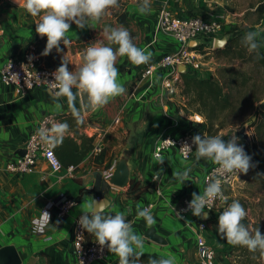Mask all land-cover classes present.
I'll return each instance as SVG.
<instances>
[{
  "label": "crops",
  "instance_id": "crops-1",
  "mask_svg": "<svg viewBox=\"0 0 264 264\" xmlns=\"http://www.w3.org/2000/svg\"><path fill=\"white\" fill-rule=\"evenodd\" d=\"M126 1V24H131L135 32L134 36H131L133 43L150 52L151 57H158L176 46L170 35H161L157 31L158 10L155 4L148 2V10L141 12L142 0ZM186 1L179 6L182 15H190V9L198 13L201 10L199 14L203 15L216 12L215 6L219 3V0ZM102 17H109L111 26L97 24V18L89 19L88 25L83 29L72 22L66 33L68 43L64 45L63 41L60 42L62 51L57 52L56 48H53L49 54L44 55L42 53L47 37H40L35 31L39 16H32L25 8L18 6L16 0H1L0 74L7 57L20 55L31 45L36 46L44 66L56 69L64 57L69 70H75L83 63L84 49L89 43L102 38L106 28L110 30L112 27H124L128 30L113 14L108 12ZM105 43L108 42L105 40ZM111 46L118 47L114 43ZM146 62L136 65L126 55L118 56V80L123 84L125 91L110 97L106 104L97 105L89 114L84 112L80 90L75 87L74 96L70 101L67 96L54 98L49 89L44 87L21 94L0 79V248L15 245L21 264H77L73 246L75 221L83 214L81 205H88L96 200V196L93 193L85 194L81 200H77L69 214L61 219H53L43 233L35 230L34 219L41 214L48 201L62 195L75 197L82 187L91 189L98 174H102L105 167L116 164L121 155L120 153L117 156L116 152L118 148L123 150V138L128 134L127 128H138V124L134 122L148 116L149 111L154 114L160 107L163 108H160L163 114L154 115L150 131L144 132L143 137L140 134L142 138H135L136 136L129 132L131 136L127 142L130 146L132 179H139L145 185V191L138 199H133L128 196L127 188L111 185L105 196L111 199V204L104 210V214L122 212L133 230L144 240L143 253L163 258L174 256L176 264H198L196 254L197 263L190 261L189 249L193 247L195 253V234L202 216L191 213L183 218L176 210L182 197L203 191L204 175L212 160L206 158L200 161L201 158L197 159L196 156L184 160L176 149L166 151L161 157L153 154V147L159 135L178 130L169 127L172 122L169 116L174 115V106L169 104L168 97L164 95L161 75L156 74L153 77L151 87L148 85L150 79L141 77L140 72ZM176 102L182 107L187 106L186 100L177 99ZM73 109L78 110L79 114ZM195 112L197 111L191 110L188 114ZM178 113L180 115V110ZM50 114L57 116L58 123L67 124L62 134L55 135L56 151L66 148L70 153V156L64 159V170L53 172L49 163L40 158L31 172L20 175L8 171L7 163L18 156L19 151L26 150L32 129L40 119ZM185 124L183 121L181 125ZM97 125L103 128H98ZM103 134L102 141L100 137ZM69 138L76 141L78 147L74 146ZM91 138L94 146L101 142L103 153L98 159L91 158L93 147L80 158L79 152L82 153L84 149L83 140L88 141ZM69 164H75L72 173L67 170ZM184 170L189 171L187 180L181 181L173 175L174 172ZM100 179L103 183L102 176ZM149 203L152 204L149 212L155 219L154 224H147L143 217L137 216V211L144 209ZM217 217L218 213L211 214L207 228L213 225ZM150 227H155L156 232L162 235L167 243L161 244L147 238L145 232ZM86 233L88 239L96 238L93 234L87 231ZM48 236L52 239L47 240ZM117 258L119 257L115 253L110 252L109 259L94 264H110ZM136 259L139 264H148L141 256Z\"/></svg>",
  "mask_w": 264,
  "mask_h": 264
},
{
  "label": "clouds",
  "instance_id": "clouds-1",
  "mask_svg": "<svg viewBox=\"0 0 264 264\" xmlns=\"http://www.w3.org/2000/svg\"><path fill=\"white\" fill-rule=\"evenodd\" d=\"M115 2L116 0H16L18 6L25 8L32 16H39L35 31L47 37L42 53L44 55L49 54L53 48H56L57 52L62 51L60 42L63 41L64 45L68 43L66 33L72 22L83 29L88 25L89 19L102 17L108 6ZM147 10L148 0H143L140 11ZM256 36L257 32L249 31L243 38L250 49L257 47ZM105 40L108 43H105ZM113 43L118 47L113 48L111 46ZM125 55L136 65L148 61L151 57L150 52L133 43L126 28L112 27L110 30L106 28L102 38L89 43L84 49L83 63L75 70H69L68 62L62 57L61 64L51 73L54 79L48 81L49 91L54 98L67 96L71 101L75 87L87 94L91 105H104L110 97L125 91L123 84L118 80L119 70L116 67L117 57ZM73 110L79 114L78 110ZM66 128V123H56L51 131L62 134ZM48 131L44 127L37 130L38 135L44 140L49 138ZM238 139L235 135L225 140L220 135L198 133L192 137V144L196 146L197 159L208 158L217 163L223 172L239 170L246 173L254 165L251 163V155L246 152L242 144L237 143ZM184 146L192 149L189 144ZM173 175L184 181L187 180L189 171L174 172ZM215 198L227 199L223 195L219 179L208 183L203 193H193L188 208L194 215L200 216ZM105 207L104 199L81 205L83 214L79 218V224L88 233L93 234L101 246L107 245L109 251L119 257V264H139L135 257L143 254L144 240L133 230L122 212L105 215ZM246 215L244 206L238 200H233L219 214L218 231L228 243L244 245L249 250L260 249L264 252V234L259 228L254 234L249 231L242 223ZM137 216L143 217L147 224L155 223L153 215L147 208L139 209ZM149 264H176V258L174 256L152 258Z\"/></svg>",
  "mask_w": 264,
  "mask_h": 264
},
{
  "label": "built area",
  "instance_id": "built-area-1",
  "mask_svg": "<svg viewBox=\"0 0 264 264\" xmlns=\"http://www.w3.org/2000/svg\"><path fill=\"white\" fill-rule=\"evenodd\" d=\"M184 1L148 0V2L155 4L158 10L157 31H163L170 35L176 42V46L158 57H151V60L146 62V66L140 72L142 78L150 79L148 84L150 87L153 85V77L156 74L161 75L164 95L168 97L169 104L173 106L176 105L177 99H180V101L187 100V97L182 93V73L188 71L197 76H201L204 73V67L214 59V41L228 32L227 24L229 23V20L224 15L217 12H209L206 15L199 13L182 15L179 11V6ZM199 38L205 40V44L202 46L203 49L191 48L189 45L190 41ZM206 55H211V59L208 61L204 60ZM181 66L185 67L184 72L180 70ZM54 70L55 68L44 66L36 46L31 45L22 54H13L5 59L1 67L0 79L4 84L14 87L19 93L26 94L35 88L44 87L49 89L48 81L54 79L51 75ZM173 113L169 127L176 128L178 132H164L159 135L153 147V154L156 157H161L166 151L176 149L181 158L189 160L193 157L196 147L192 144V137L196 133L191 126L193 123H202L204 117L202 114L195 112L189 113L186 116L187 119L183 120L178 115V111L174 110ZM183 121L186 123L184 126L181 125ZM56 123H58V118L54 114L46 115L40 119L30 132L25 154L18 155L10 160L6 165L7 170L20 175L26 174L34 170L40 158L45 159L49 163L53 172L64 170V166L55 152L56 132L51 131L52 126ZM41 127L49 130V138L47 140L42 139L38 135L37 130ZM97 127L103 128L99 125ZM185 144L191 145L192 149L184 146ZM102 147L103 145L101 144L95 145L92 153L97 156L101 152ZM74 169L75 165L67 167V170L71 173ZM114 170L115 165L104 169L102 171V180L108 182ZM240 175L241 172L239 170H234L230 173L223 172L219 169V165L212 161L204 175L203 191L208 183L214 179H219L223 195L228 199L226 192L235 189ZM154 177L156 178L157 175ZM96 199H102V197L96 195ZM191 199L192 196H184L180 200V205L176 210L180 217L185 218L192 213L191 209L188 208V202ZM227 199H213L210 205L206 206L205 211L209 212L210 216L213 213L220 214L225 208L224 203ZM77 202L71 195H62L48 201L41 214L34 219L35 230L40 233L45 232L46 226L53 219L65 217ZM144 208L150 211L152 204L149 203ZM80 216L75 221L73 240L77 264H94L98 261L109 259L110 251L107 245L101 246L96 241V238H87L86 230L78 222ZM206 230L207 220L201 217L195 234V246L199 264H217L216 250L207 241ZM46 239L50 240L52 238L48 236ZM110 264H119V258L111 261Z\"/></svg>",
  "mask_w": 264,
  "mask_h": 264
},
{
  "label": "rangeland",
  "instance_id": "rangeland-1",
  "mask_svg": "<svg viewBox=\"0 0 264 264\" xmlns=\"http://www.w3.org/2000/svg\"><path fill=\"white\" fill-rule=\"evenodd\" d=\"M126 4V0H116L114 4L108 6L105 14L109 12L118 19V16L121 17L123 14H126ZM259 5L263 7V9L260 11L257 10ZM215 8L217 13H221L224 15V17H226V19L229 20V23L227 24V33H233V35L236 36L240 33L245 35L249 31H255L257 32V37L264 40V0H219V3L216 4ZM188 12L191 14L198 13V11H194L193 9H190ZM199 13H201V10H199ZM97 24H107L108 26H111L110 18L99 17L97 18ZM124 25L128 27L130 37L132 35L134 36L135 32L132 25ZM159 33H161V35L167 36V34L163 31H159ZM210 59L211 55H206L204 58L206 61ZM254 60L255 57H251L250 55L241 58L233 56V54H229L227 56L218 54L214 51V59L211 60V62H208V64L204 67V73L201 76H208L211 74L217 75L218 71L222 67L233 66L246 72V74L250 77L253 78L258 76L261 78L259 79L263 81L264 61L261 62L259 58L255 61ZM263 101L264 99L261 102L256 103L255 106L246 105V103H239L237 106V109L239 108L237 114H233L229 117L223 116L224 120L227 121V123L229 122L227 127H219L217 123L212 127L211 131L208 132V135H220L225 140H228L231 139L232 135L236 136L237 129L241 128L244 124H249V122L252 120H256V118H258L260 123L263 125V138H261L260 134L258 133L256 126L248 125V130L252 136V140L254 141L256 138L259 149L263 152V155L257 160L252 159L253 161H251V163L254 166L250 167L248 172H241L239 182L237 183L235 189L228 190L226 192L228 199L224 203V206L227 207L233 200H238L244 206L247 211V215L242 219V223H244L245 226L248 227L249 231L253 234L255 233L256 225L264 227V175H259L264 174V109L260 107V104ZM186 105V107H182L178 105L177 102L176 105H174V110H180V115H178H182L183 120L187 119L186 116L189 115L188 112L191 110H196V105L189 104L188 97L186 100ZM160 108H158L154 114L149 111L150 114H148V116H145L143 119H138L137 122H134L136 125L138 124V128H127L128 134H126L125 138H123V150L121 151V149L118 148V152H116L117 156H119V154L124 150L129 151L130 146L127 142L128 138L131 136L130 133L135 135V138H140L141 136L143 137L144 132L150 131L152 128L151 122L155 118L154 115L157 113L163 114L161 110L163 108ZM169 117L172 120V116ZM102 137L104 138V134L100 137V140ZM261 139H263V145H260L259 143ZM98 144H101V142ZM242 145L248 153V144L245 143ZM95 156L96 155L93 154L91 158ZM193 156H196L195 152ZM203 159L206 158L202 157L200 161ZM107 167H105V169H107ZM205 233L207 241L216 250L217 264H264V252H262V250H249L247 246L236 245L227 242L226 238L223 237L218 231V217L214 221L213 225L211 224V226L207 228ZM192 248L189 249V258L190 261L197 263L195 261V254L197 255V252L195 250L194 253V249Z\"/></svg>",
  "mask_w": 264,
  "mask_h": 264
},
{
  "label": "trees",
  "instance_id": "trees-1",
  "mask_svg": "<svg viewBox=\"0 0 264 264\" xmlns=\"http://www.w3.org/2000/svg\"><path fill=\"white\" fill-rule=\"evenodd\" d=\"M262 9L263 7L260 5L257 8L258 11ZM118 21L122 24H126L127 20L125 14H123L121 17L118 16ZM244 36L245 35H242V33L237 34L236 36H234L232 33V37L230 38L227 45L222 49H215V52L226 56L233 54V56L241 58L250 55L251 57H255V60L259 58L260 61L263 62L264 40L256 36L255 42L257 47L255 49H250L249 46L244 43ZM202 46L203 45H199L196 48L202 50ZM259 78L260 77L258 76L252 78L247 75L246 72L233 66L222 67L218 71L217 75L211 74L208 76H197L188 71L182 73V93L188 97L190 105H196L195 111L200 112L204 116V121L202 123L192 124L191 127L195 133L208 135V132H210L212 127L217 123L219 127H227L229 122L227 123L223 116L229 117L233 114H237L239 109H237V106L239 103H246V105L255 106L256 103L261 102L264 99V80L261 81V78ZM90 122L93 123L94 121ZM251 126H256L258 133L260 134L261 138H263V125L260 123L258 118H256V120H252ZM68 140H70L74 146L78 147V144L72 138H69ZM237 142L241 144L246 143L240 139H238ZM259 143L260 145H263V139H261ZM82 145L84 149H82V153L79 152L80 158H82L86 152L93 149V138L89 139L88 141L83 140ZM56 147L57 145H55V152L60 158L62 164H64V159L70 156V153H68L66 148H60L58 151H56ZM102 153L103 149L97 156H95V158L98 159ZM248 153L251 155L253 160H257L263 155V152L259 149L256 138L253 141V152L248 149ZM68 166H70V164L67 165V167ZM100 176L101 174H98L97 180L91 189H86L84 187L80 188L78 195H76L74 198L79 201L85 194L91 193H93L95 196L100 195L102 198H104L107 195L111 184L104 181L102 183ZM144 191L145 185L142 184V182L137 178H133L126 189L128 196L132 197L133 199H138ZM113 214L115 213L108 212L105 215ZM209 220H211V217ZM209 220H207V222ZM259 227V225H256V229ZM259 229L261 233L264 234V227H260ZM141 257L148 264L149 260L152 258H162L161 256L145 253H143Z\"/></svg>",
  "mask_w": 264,
  "mask_h": 264
},
{
  "label": "water",
  "instance_id": "water-1",
  "mask_svg": "<svg viewBox=\"0 0 264 264\" xmlns=\"http://www.w3.org/2000/svg\"><path fill=\"white\" fill-rule=\"evenodd\" d=\"M40 37H43L44 35L39 34ZM232 37V33H226L223 37L221 38H216L214 41V48L215 49H222L224 48L227 43L229 42L230 38ZM205 40L202 38L199 39H194L190 41V47L191 48H196L199 45H204ZM180 70L182 72L185 71V67L181 66ZM80 96L83 104V109L86 114L91 113L97 105H91L87 94L83 91L80 90ZM260 107L264 109V101L260 104ZM252 122V121H251ZM251 122L249 124H244L241 128L236 130V136L240 139L245 141L248 146L249 150L253 152V140L252 136L248 130V125H251ZM26 152L25 149L19 151V155H24ZM130 152L129 151H123L119 158L116 161L115 164V170L111 178L109 179V184L115 187L119 188H127L129 184L132 181V176H131V164H130ZM106 202V207L107 209L109 205L111 204V199L109 197H104L102 198ZM102 199H96L97 201L102 200ZM104 209V210H105ZM202 218L204 220H208L211 216L209 212L204 211V213L201 214ZM145 236L153 241H156L161 244H166L167 240L160 235L159 233L156 232L155 227H150L146 232ZM21 258L19 255V252L17 251V248L15 245H6L0 248V264H21Z\"/></svg>",
  "mask_w": 264,
  "mask_h": 264
}]
</instances>
